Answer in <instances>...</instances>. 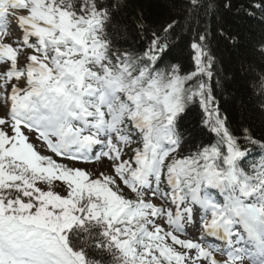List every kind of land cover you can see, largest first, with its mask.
<instances>
[{"label":"snow or ice","instance_id":"obj_1","mask_svg":"<svg viewBox=\"0 0 264 264\" xmlns=\"http://www.w3.org/2000/svg\"><path fill=\"white\" fill-rule=\"evenodd\" d=\"M120 7L0 0V264H264V138L233 116L245 97L264 116V31L246 45L213 30L215 0H186L182 75L181 20L142 16L121 47Z\"/></svg>","mask_w":264,"mask_h":264},{"label":"trees","instance_id":"obj_2","mask_svg":"<svg viewBox=\"0 0 264 264\" xmlns=\"http://www.w3.org/2000/svg\"><path fill=\"white\" fill-rule=\"evenodd\" d=\"M108 2L115 3L116 0H108ZM120 2L122 7L114 13L109 26V30L119 46L138 48L139 41L135 37V25L142 16H148L156 20L158 24L168 22L174 18L179 19L181 24L177 25L167 39L170 40V47L177 58L182 61L181 74L183 75L185 72L194 73L195 66L191 62V51L188 47L191 30L187 26V21L184 20L182 8L186 0H170V4L162 3L163 0H123ZM254 2L256 0H231V8L224 9V0H215L216 11L210 17L213 30L224 26L228 31H242L246 45L247 41L252 38L259 39L261 32L264 31V10H257L253 16L245 14L247 9H251V5ZM218 39L220 40V49L227 59L230 55L226 50L227 42L223 38ZM245 54L246 47L237 53H231L233 59ZM230 66H232L231 63ZM233 116L237 128L247 126L256 139L264 138V116H261L252 107L250 97H245L242 102L240 100L235 102L233 105ZM204 142L214 143L215 136L205 137ZM197 143L200 144L201 142L198 141ZM195 151L196 148L192 145H187L183 154L188 155Z\"/></svg>","mask_w":264,"mask_h":264},{"label":"rangeland","instance_id":"obj_3","mask_svg":"<svg viewBox=\"0 0 264 264\" xmlns=\"http://www.w3.org/2000/svg\"><path fill=\"white\" fill-rule=\"evenodd\" d=\"M3 104V99L2 98H0V105H2ZM45 153V151L42 149L41 150V154H44ZM104 167V169L106 170L107 169V166L106 165H104L103 166ZM101 168V165L100 164H96L95 166H93V165H89V169L90 170H93V171H96V170H99ZM63 182H61V181H54V188H59V186L62 184ZM198 235H199V233L198 232H195V234H194V236L195 237H198ZM193 236V237H194ZM192 237V238H193Z\"/></svg>","mask_w":264,"mask_h":264}]
</instances>
